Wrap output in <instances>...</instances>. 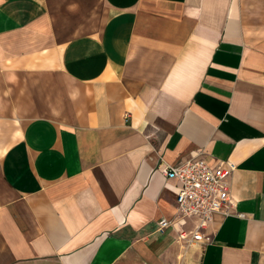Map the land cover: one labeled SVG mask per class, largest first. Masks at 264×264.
<instances>
[{
	"label": "crops",
	"instance_id": "0c3cea01",
	"mask_svg": "<svg viewBox=\"0 0 264 264\" xmlns=\"http://www.w3.org/2000/svg\"><path fill=\"white\" fill-rule=\"evenodd\" d=\"M196 154L231 213L184 248ZM0 264H264V0H0Z\"/></svg>",
	"mask_w": 264,
	"mask_h": 264
},
{
	"label": "built area",
	"instance_id": "2783aa9c",
	"mask_svg": "<svg viewBox=\"0 0 264 264\" xmlns=\"http://www.w3.org/2000/svg\"><path fill=\"white\" fill-rule=\"evenodd\" d=\"M235 168L230 161L212 164L200 154L166 166L162 172L178 182L176 192L177 221L162 217L157 221L156 231L164 232L181 224L184 219L192 221L190 228L178 229L177 241L184 248L210 241L208 229L217 214L231 213L228 176Z\"/></svg>",
	"mask_w": 264,
	"mask_h": 264
}]
</instances>
